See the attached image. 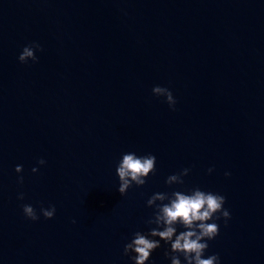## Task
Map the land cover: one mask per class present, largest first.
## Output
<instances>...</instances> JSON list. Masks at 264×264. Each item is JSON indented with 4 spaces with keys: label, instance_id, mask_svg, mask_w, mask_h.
I'll return each instance as SVG.
<instances>
[{
    "label": "water",
    "instance_id": "1",
    "mask_svg": "<svg viewBox=\"0 0 264 264\" xmlns=\"http://www.w3.org/2000/svg\"><path fill=\"white\" fill-rule=\"evenodd\" d=\"M0 264H264V0H0Z\"/></svg>",
    "mask_w": 264,
    "mask_h": 264
}]
</instances>
